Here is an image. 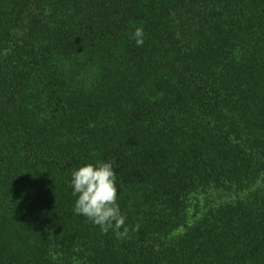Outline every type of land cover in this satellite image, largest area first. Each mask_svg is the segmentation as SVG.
<instances>
[{
    "label": "trees",
    "instance_id": "1",
    "mask_svg": "<svg viewBox=\"0 0 264 264\" xmlns=\"http://www.w3.org/2000/svg\"><path fill=\"white\" fill-rule=\"evenodd\" d=\"M0 264H264V0H0Z\"/></svg>",
    "mask_w": 264,
    "mask_h": 264
},
{
    "label": "clouds",
    "instance_id": "2",
    "mask_svg": "<svg viewBox=\"0 0 264 264\" xmlns=\"http://www.w3.org/2000/svg\"><path fill=\"white\" fill-rule=\"evenodd\" d=\"M132 39L138 47L144 44V32L137 27ZM69 186L76 197L74 214L85 217L99 227L101 233L112 230L116 239L123 240L129 236L126 217L121 213L117 203L116 176L111 162L88 163L78 167L71 173ZM139 225L131 231L138 230Z\"/></svg>",
    "mask_w": 264,
    "mask_h": 264
}]
</instances>
